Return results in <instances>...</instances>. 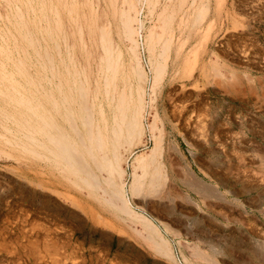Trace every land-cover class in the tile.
<instances>
[{
  "label": "rangeland",
  "instance_id": "rangeland-1",
  "mask_svg": "<svg viewBox=\"0 0 264 264\" xmlns=\"http://www.w3.org/2000/svg\"><path fill=\"white\" fill-rule=\"evenodd\" d=\"M19 1L0 0V264H242L248 254L236 251L252 246L264 255V0H28L24 7ZM43 1L49 22L39 9ZM59 1L55 15L51 7ZM17 13L28 25L20 32L30 30L51 70L33 66V48L26 54L23 44L15 47L9 24ZM46 26L50 35L42 36ZM170 39L168 76L153 83ZM107 45L121 54L117 87L128 84L137 65L148 77L139 141L120 150L130 216L104 205L102 189L93 195L80 181H65L46 156L34 168L37 159L22 146L31 148L27 135L40 138L17 125L18 109L3 100L16 87L25 97L38 90L45 105L57 77L66 78L67 92L75 74L91 103L105 81L98 65ZM226 72L237 79L233 90L223 86ZM155 141L161 144L154 153ZM186 175L213 193L194 192ZM153 177L157 190L144 194ZM133 179L143 193L131 195ZM220 184L229 193H220ZM137 215L154 224L175 262L157 255Z\"/></svg>",
  "mask_w": 264,
  "mask_h": 264
},
{
  "label": "bare ground",
  "instance_id": "bare-ground-1",
  "mask_svg": "<svg viewBox=\"0 0 264 264\" xmlns=\"http://www.w3.org/2000/svg\"><path fill=\"white\" fill-rule=\"evenodd\" d=\"M19 2L23 7L26 3H29L28 0H20ZM43 4L44 1L41 2L39 9L42 18L49 22ZM30 8L33 12L36 10L35 7ZM60 8V1L55 8L51 7V9H54L55 15L59 14ZM198 12L199 14L195 18L196 22L200 21L204 15L203 5ZM13 18L15 21H12L9 27L11 26L12 31L16 35V41L14 42L15 47L17 46L19 47L18 49H20V45L23 44V51L27 54L28 49L33 48L34 50L31 32L29 29L24 33L22 32L24 28H28V25L19 13H17V17ZM20 25L24 27L21 32L18 28ZM48 27L49 26L41 28L42 36L50 35L51 31ZM123 33L128 39H131L133 30L128 26V23L124 25ZM170 35H172V33ZM106 36L103 34V39L106 41V44H108L109 41ZM19 37L22 38L21 41ZM172 43V39H170L165 44L161 52V60H158L157 64L155 63L156 65L152 73L153 77L151 78L153 79V83H159L161 80L163 82L165 81V76L168 74L169 69L168 60L172 57ZM110 46L111 45H107L98 65V74H104L105 81L102 87L98 88L97 92L93 95L91 103L87 101L85 89L77 85L75 74L72 80V86L68 87L67 92H65L66 78H60V75L57 77V82L54 84L53 91L49 92L45 98L43 97L45 105H42L39 101L41 96L38 90L31 94L29 93V95L25 97L24 93L26 91L23 90L21 92L16 87L10 88L9 91L6 90V92L3 93V100L6 102L8 101L12 108L10 110L16 109L17 112L18 109L19 117L17 125L22 128H30V130L40 138V140H35L33 139V135H27L25 138L31 143L28 147H34L35 149L26 148L27 145L24 144L23 145L26 147L22 146L25 156L27 154L37 159V161L35 160V164L33 163L34 168H38L40 166L39 161L41 157L46 156L53 168L63 174L62 178L65 181L75 185L77 184L75 180L80 181V183H83L91 190L92 194L102 189L103 194L106 195V193H108V196H103L102 198L104 205L122 213V215L126 214V216H130L131 210L123 199L126 185L123 178L126 171L122 169L123 167L121 168L123 160L120 155V150H124V147L127 146V151H129L139 141L142 122L144 121L142 113L144 103L142 96L143 82H145L148 77L146 78L145 73L137 65L131 68V75L130 73L128 74L130 78L127 77L128 84L121 88L117 87V67L119 66L121 54H119L118 51L117 54L116 52L114 53ZM35 55L37 64L34 63L33 66H35L36 69L40 70L44 65H49L50 70L51 67L53 68L52 60L47 54L44 56V54L39 55L38 52H35ZM165 55L166 57L164 59ZM29 63V66H32L31 62ZM223 77L225 80L223 86L233 90L237 84V79L228 72L224 73ZM131 79L134 80L135 90H133ZM126 88H128V90H126ZM133 94H135V97ZM159 143H155L154 153ZM8 144L10 145V143ZM36 148L40 149V151L36 150ZM96 171L102 174L101 180H99L95 174ZM53 175L54 174H52V176ZM35 176L39 179L41 175L38 176L36 173ZM73 176L74 180L71 178ZM187 179L189 184L186 186L192 187L195 192L204 194L213 193L210 189H205L188 176ZM64 180L63 185L66 187L67 182ZM155 186H157V179L153 177L149 180L146 190L143 191L144 194L147 193L149 195L152 190H157L153 189ZM129 191L131 195H137L140 192L143 193L141 183L138 179L133 181ZM119 201L121 203H119ZM135 218H139L138 220H141V222L144 223L143 225H145L144 227H147L153 235L150 241L156 253H158L157 255L175 262L168 242L159 236L154 224L141 215H137ZM209 239L210 243H213L214 238L210 236ZM193 251H195V255L200 257L201 252H199L196 246H194ZM236 253L240 255H244V253L248 254L247 258H243L242 264H264V255L261 253L258 246L238 249Z\"/></svg>",
  "mask_w": 264,
  "mask_h": 264
},
{
  "label": "crops",
  "instance_id": "crops-1",
  "mask_svg": "<svg viewBox=\"0 0 264 264\" xmlns=\"http://www.w3.org/2000/svg\"><path fill=\"white\" fill-rule=\"evenodd\" d=\"M220 193H229V191H228V188H227V186H225V185H223V184H220ZM195 192V191H194ZM213 192V191H212ZM197 193V192H196ZM215 193V192H214Z\"/></svg>",
  "mask_w": 264,
  "mask_h": 264
}]
</instances>
